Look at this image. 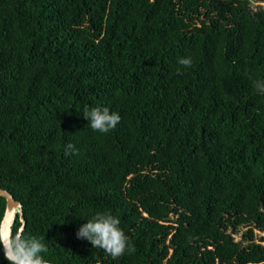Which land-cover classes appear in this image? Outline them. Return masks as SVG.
Listing matches in <instances>:
<instances>
[{"label":"trees","instance_id":"16d2710c","mask_svg":"<svg viewBox=\"0 0 264 264\" xmlns=\"http://www.w3.org/2000/svg\"><path fill=\"white\" fill-rule=\"evenodd\" d=\"M258 82L264 0H0V187L21 232L56 264H264ZM96 107L114 130L91 129ZM98 212L122 256L77 238Z\"/></svg>","mask_w":264,"mask_h":264},{"label":"clouds","instance_id":"9594fccd","mask_svg":"<svg viewBox=\"0 0 264 264\" xmlns=\"http://www.w3.org/2000/svg\"><path fill=\"white\" fill-rule=\"evenodd\" d=\"M179 64L192 66L191 58H181ZM179 71V70H178ZM257 91L264 94V82L256 84ZM83 117L90 123L93 131L108 133L116 128L121 120L117 112H110L107 107L86 110ZM76 149L69 144L65 154H75ZM76 236L87 240L93 248H100L112 258L122 256L128 250V237L120 228V219L110 212H98L86 224L79 227ZM0 250L9 264H48L41 255L48 251L46 245L37 237H27L23 232L14 233L0 220Z\"/></svg>","mask_w":264,"mask_h":264},{"label":"water","instance_id":"95a60500","mask_svg":"<svg viewBox=\"0 0 264 264\" xmlns=\"http://www.w3.org/2000/svg\"><path fill=\"white\" fill-rule=\"evenodd\" d=\"M0 196H3L5 198V208L1 217L3 224L11 230V226L14 222V217L18 214L20 225L18 226L17 230L22 231L24 219L21 210V203L17 199H15L8 190L1 187ZM47 262L48 264H56L51 261Z\"/></svg>","mask_w":264,"mask_h":264},{"label":"rangeland","instance_id":"374dc122","mask_svg":"<svg viewBox=\"0 0 264 264\" xmlns=\"http://www.w3.org/2000/svg\"><path fill=\"white\" fill-rule=\"evenodd\" d=\"M254 232H255V234H256L257 237H258L259 235L264 234L263 232H260V231H257V230H255ZM234 237H235V239H239V235H234ZM257 240H258V239H257ZM262 243L264 244V241H263Z\"/></svg>","mask_w":264,"mask_h":264}]
</instances>
